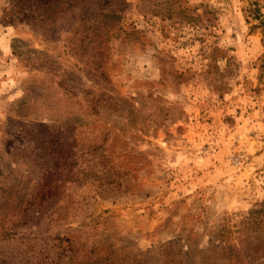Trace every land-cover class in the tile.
<instances>
[{"label": "rangeland", "instance_id": "1", "mask_svg": "<svg viewBox=\"0 0 264 264\" xmlns=\"http://www.w3.org/2000/svg\"><path fill=\"white\" fill-rule=\"evenodd\" d=\"M52 1L0 0V264H264V0Z\"/></svg>", "mask_w": 264, "mask_h": 264}, {"label": "trees", "instance_id": "2", "mask_svg": "<svg viewBox=\"0 0 264 264\" xmlns=\"http://www.w3.org/2000/svg\"><path fill=\"white\" fill-rule=\"evenodd\" d=\"M74 1L73 0H54L49 3V5L44 9V11L38 16L40 19L44 18L46 13L48 11H52V15H57L58 13L61 12V7L63 5H67V8L73 6ZM250 13H252L253 17L255 20H258V27L262 31L263 39L262 42L264 44V15L260 14L258 10H250ZM257 13V14H256ZM113 19H116V17L112 16ZM258 70H259V77L261 78L264 76V54L260 57L259 59V65H258Z\"/></svg>", "mask_w": 264, "mask_h": 264}]
</instances>
